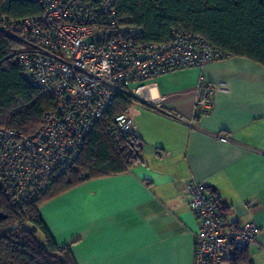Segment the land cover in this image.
I'll return each instance as SVG.
<instances>
[{
  "label": "crops",
  "instance_id": "0c3cea01",
  "mask_svg": "<svg viewBox=\"0 0 264 264\" xmlns=\"http://www.w3.org/2000/svg\"><path fill=\"white\" fill-rule=\"evenodd\" d=\"M199 82L214 91L209 114L194 105ZM135 95L155 106L131 107L141 161L42 203L55 244L76 264H193L198 221L182 185L196 180L228 224H256L241 251L264 264V67L228 57L156 76Z\"/></svg>",
  "mask_w": 264,
  "mask_h": 264
},
{
  "label": "built area",
  "instance_id": "2783aa9c",
  "mask_svg": "<svg viewBox=\"0 0 264 264\" xmlns=\"http://www.w3.org/2000/svg\"><path fill=\"white\" fill-rule=\"evenodd\" d=\"M28 1L39 5V13L3 17L0 30L20 46L15 60L22 78L52 96L55 105L30 136L0 128V175L18 205L35 201L74 164L118 93L136 96L135 90L156 76L183 68L201 72L229 57L203 35L182 30L166 42L141 41L142 29L118 16L114 0ZM193 91L195 107L209 114L213 88L199 82ZM107 132L136 137L131 108L117 115ZM137 144L142 147L140 140ZM182 192L198 221L193 264H229L233 252L254 241L256 224H228L203 182H185Z\"/></svg>",
  "mask_w": 264,
  "mask_h": 264
},
{
  "label": "trees",
  "instance_id": "16d2710c",
  "mask_svg": "<svg viewBox=\"0 0 264 264\" xmlns=\"http://www.w3.org/2000/svg\"><path fill=\"white\" fill-rule=\"evenodd\" d=\"M114 5L120 18L142 29L141 41L166 42L175 30L197 33L229 57H245L264 67V0H114ZM39 11L32 1L0 0V22ZM19 49L0 30V128L30 136L55 100L22 78L15 60ZM132 106L155 108L129 92L118 93L74 164L35 201L15 204L0 175V213L5 216L0 219V264H76L69 246L55 244L38 208L86 180L124 173L141 161L137 137L107 132L113 119ZM229 264H248V257L235 251Z\"/></svg>",
  "mask_w": 264,
  "mask_h": 264
},
{
  "label": "water",
  "instance_id": "95a60500",
  "mask_svg": "<svg viewBox=\"0 0 264 264\" xmlns=\"http://www.w3.org/2000/svg\"><path fill=\"white\" fill-rule=\"evenodd\" d=\"M139 98V97H138ZM5 216L0 213V219L4 218Z\"/></svg>",
  "mask_w": 264,
  "mask_h": 264
}]
</instances>
